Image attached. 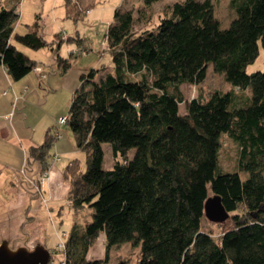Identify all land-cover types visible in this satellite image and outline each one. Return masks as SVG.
I'll list each match as a JSON object with an SVG mask.
<instances>
[{"label": "trees", "instance_id": "1", "mask_svg": "<svg viewBox=\"0 0 264 264\" xmlns=\"http://www.w3.org/2000/svg\"><path fill=\"white\" fill-rule=\"evenodd\" d=\"M19 1L0 7V71L14 83L29 72L44 79L40 65L22 48L48 46L61 72L68 71L71 63L56 53L60 41L54 48L44 40L37 14L23 33L15 30ZM158 1L141 0L142 8ZM79 3L63 0L64 17L79 19ZM213 5L174 1L155 27L137 32L132 12L114 9L103 38L110 66L80 73L68 114L59 119H65L59 125L67 126L77 150L86 155L85 169L76 159L62 171L68 201L75 209L90 208L91 220L72 225L57 246L58 261L107 264L113 247L130 244L138 250L136 264H264V71H246L260 46L264 50V0H230L235 17L226 29ZM209 66L234 90L184 100L179 87L204 82ZM6 95L16 108L19 97L10 84L1 91ZM12 116L11 111L3 119ZM222 136L236 146L233 171L219 166ZM57 138L47 132L41 145H30L21 175L31 163H42ZM101 144L112 154L106 170ZM45 171L26 180L39 195ZM238 172H246V178ZM210 196H218L229 214L220 224H231L218 238L201 225ZM101 235L102 261L89 256Z\"/></svg>", "mask_w": 264, "mask_h": 264}, {"label": "rangeland", "instance_id": "2", "mask_svg": "<svg viewBox=\"0 0 264 264\" xmlns=\"http://www.w3.org/2000/svg\"><path fill=\"white\" fill-rule=\"evenodd\" d=\"M174 1L177 0H159L144 9L141 0H80L79 12L80 10L83 12L76 21L65 18L64 14L61 15L63 11L59 12L60 9L56 11L58 19L52 18L49 9L45 8L49 0L19 1L17 8L23 12V20L32 23L33 16L37 14L43 23L44 40L60 41L56 53L67 59L71 67L62 73L56 55L49 46L37 51L21 47L25 54L40 65L45 78L38 80L33 72H29L25 78L16 81L15 93L17 96L21 95L15 105L16 108L11 107L9 95L0 98V114L11 110L13 115L12 126L2 120L0 125V243L5 241L10 248L26 247L28 250H34L37 245H41L52 254L53 262L56 264L61 258L57 246L65 240L72 225L90 222V208L75 209L70 206L67 197L69 186L60 175L63 169L61 167L71 160L77 159L81 169H85L86 155L77 150L71 131L66 125H59V119L68 114L72 94L79 86L80 73L88 69L110 66L111 61L107 51L104 50L103 38L108 23L113 19L114 9L130 10L135 21L133 27L137 32L155 27L159 19L166 15V7ZM210 1L214 4V16L220 27L226 29L235 17L234 11L229 7L230 0ZM5 4L6 0H0V7ZM86 10L88 13L84 12ZM140 10L144 14V16L141 14L143 17L138 15ZM18 31L23 33L24 27L20 26ZM53 46L56 48L57 42H54ZM71 53L73 54L70 55ZM259 55L247 66V74L264 71V50L261 46ZM208 68L204 82L195 86L184 84L179 87L184 100H191L198 95L206 98L213 91L229 92L233 89L221 79L220 75L214 74L210 66ZM103 72L104 70L101 74ZM183 113L184 105L180 104L179 114ZM47 132L49 136L58 134V138L54 139L47 149L48 155L45 159L52 166L49 170L47 168L45 190L43 189L42 194L39 195L33 186L30 187L26 183L27 177L35 179L42 173L38 162L31 163V166L25 169L24 175H21L20 168L26 157L24 152L28 149V144L41 145ZM220 146L219 166L223 170L233 171L236 169V146L226 136L221 137ZM100 149L103 151L102 169H109L113 164L110 148L107 144H101ZM57 150H65L67 154L61 155L56 152ZM133 153L134 150L131 149L128 158ZM54 155L59 160L55 161ZM53 164L61 168L58 170L60 175L57 182L58 191L47 186L54 177ZM238 173L242 180L247 176L246 172ZM201 225L203 231L215 238L231 226L229 220L224 224H215L207 219H203ZM94 241L89 249V256L94 260L102 261L106 253L102 235ZM137 256L136 247L124 244L109 251L107 264H136Z\"/></svg>", "mask_w": 264, "mask_h": 264}, {"label": "water", "instance_id": "3", "mask_svg": "<svg viewBox=\"0 0 264 264\" xmlns=\"http://www.w3.org/2000/svg\"><path fill=\"white\" fill-rule=\"evenodd\" d=\"M204 203L203 214L207 221L220 224L228 219L229 214L218 196H211ZM49 260L48 250L41 245L28 250L26 247L10 248L5 241L0 243V264H48Z\"/></svg>", "mask_w": 264, "mask_h": 264}, {"label": "crops", "instance_id": "4", "mask_svg": "<svg viewBox=\"0 0 264 264\" xmlns=\"http://www.w3.org/2000/svg\"><path fill=\"white\" fill-rule=\"evenodd\" d=\"M50 2L49 3H47L46 4V10L47 9H49V14H51V16H52V18H54L55 20H57L58 18L56 17V11H58L59 9H60V13H61V10L63 11L62 13H61V15L62 14H65V7L63 6V0H49ZM5 7H10V4H9V2H8V0H6V4H5ZM18 11H19V18H18V20H17V22L15 23V25H14V27H15V30L16 31H18V28L21 26V27H24V31H25V25H27V24H31V21H28V20H23V12H20V10L18 9ZM64 16V15H63ZM58 17H60V15H58ZM33 18H34V16H33ZM22 22H27V23H23L22 24ZM41 25H43V23H41ZM20 32V31H19ZM260 51V50H259ZM260 56V55H259ZM17 83V82H16ZM16 83H14L12 80H11V78L3 71V70H1L0 71V98H1V91L8 85V84H10L11 86H12V88L14 89L15 88V85H16ZM14 94L15 95H17L16 93H15V90H14ZM6 96H8V95H6ZM18 97H21V95H19ZM9 100H10V102H11V97H10V95H9ZM20 100V98H18V101ZM8 101V100H7ZM11 113V110L8 112V111H6V112H3L2 114H0V125H1V120L2 121H5V122H8V124H10V126H12V119L13 118H10V119H7V120H5V119H3V117L4 116H7L8 114H10ZM1 127V126H0ZM29 145V147H30V145L31 144H28ZM28 147V148H29ZM65 151V150H64ZM64 151H60V150H57L56 152H58L59 154H61V155H66L67 153L66 152H64ZM48 155V154H47ZM50 164V162L48 163V161H47V159H44L43 161H42V163H38V165H40V168H41V170L43 169V168H49L50 169V167L52 166V165H49ZM66 165V164H65ZM65 165H63V167H61V168H63L64 169V167H65ZM55 166V167H54ZM59 168H60V166H59ZM59 168H57L56 167V165L55 164H53V167H52V175L54 174V177H53V179L51 180V181H49V183H47V186L48 187H50V189H56L57 191H58V187H57V182L59 181L58 180V177L60 176V175H62V172L60 173V175H59V172H58V170H59ZM60 168V169H61ZM48 169V170H49ZM63 169H62V171H63ZM63 176V175H62ZM45 184H46V182H44L43 183V185H42V187H43V189L45 190ZM68 190H69V187L67 188ZM67 193H68V191H67Z\"/></svg>", "mask_w": 264, "mask_h": 264}, {"label": "built area", "instance_id": "5", "mask_svg": "<svg viewBox=\"0 0 264 264\" xmlns=\"http://www.w3.org/2000/svg\"><path fill=\"white\" fill-rule=\"evenodd\" d=\"M39 71H40V68H39V67H38V68H35V70H34L35 73H38ZM63 121H65V119H61L59 122H60V123H63ZM42 176H43V177H41V179H40V184H41V185H43L44 180H46V178H47V171L44 172ZM59 246H60V245H59ZM48 264H53V262L49 260V261H48ZM57 264H65V263H64V261L59 260V261L57 262Z\"/></svg>", "mask_w": 264, "mask_h": 264}]
</instances>
